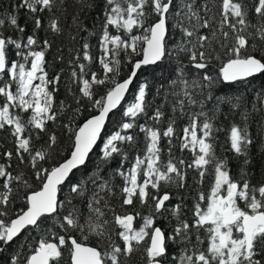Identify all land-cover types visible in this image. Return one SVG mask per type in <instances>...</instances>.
<instances>
[{
    "label": "snow or ice",
    "instance_id": "obj_1",
    "mask_svg": "<svg viewBox=\"0 0 264 264\" xmlns=\"http://www.w3.org/2000/svg\"><path fill=\"white\" fill-rule=\"evenodd\" d=\"M54 4L55 0H22L18 7H26L30 12L35 13L50 11ZM211 11L207 2L197 5L196 0H181L175 8L174 0H123V2L106 0L99 41L102 53L99 63L103 75L99 76L92 72L91 78L85 79L87 72L84 64L78 65L79 74L76 71L71 73L72 78L78 79L81 85L80 95L74 98L76 105L73 109L74 113H81L82 102L86 100L90 110L94 109L98 114L86 119L74 131L70 125H65L72 140L71 152L66 159L51 167L44 165L52 159L58 139L54 133L49 132L47 126L50 121L55 122L57 119L53 95L56 89L53 87L50 90L49 85H57L60 77L47 78L45 53L50 44L45 40L43 50L36 51L31 50L32 46L37 44L34 35L28 36L26 43H22L20 39L0 35V74L8 77L3 86H0V97L3 98V103L0 105V131L9 130L15 145L14 152L7 150L0 154L8 162L0 163V181H2L0 187L3 189L0 191V254L7 251L25 231L38 230L48 218L54 214L60 215L58 209L64 205L58 199V193L61 190L60 186L65 182L71 185L70 196L72 194L84 196L86 191L84 185L79 182L72 183L70 176L75 169L86 164L109 115L119 108L142 66L156 65L166 57L172 56L173 52L177 58L181 53L186 55L187 64L178 61L176 79L170 81V85L180 87V91L174 92L173 95L178 97L176 105L181 112L185 102L188 105L198 103L194 99L195 93L190 89L203 91L213 86V77L206 71L213 59L212 53L204 50L208 37L203 34L197 36L199 29H207L211 26L210 19L214 17L209 18L206 15ZM254 11L260 18L255 25L250 24L247 19L243 0H222L218 30L225 42L229 40L230 33L233 41L230 46L227 43L221 45L227 49L226 55L229 57L219 70V76L225 83L245 81L257 74H264V0H258ZM201 12H204L205 16H201ZM151 16L155 19L149 22ZM170 16L176 20L172 29H178L182 33L181 42L171 51L168 48ZM76 19L74 18V22ZM185 21L188 22L187 26ZM9 22L20 33L25 31L18 25L15 16H11ZM3 24L4 21L0 20V26ZM35 26L40 28L39 18L35 19ZM225 27L229 31H225ZM110 28H114L117 33L122 31L123 36L111 34ZM249 28L254 29V32L248 33ZM50 29L54 33L60 32L56 20L51 21ZM134 30L140 34H135ZM212 36L215 37L216 32H213ZM250 39H258L260 43H250ZM84 47L83 58L90 61L92 58L87 52L88 45ZM11 49H14L15 56L24 62L10 60ZM25 49L29 50L25 51ZM121 53L129 58L140 57L134 62L129 59L132 65L131 71L122 81L117 79L120 75ZM215 58L219 59V56L216 55ZM29 62L30 67H26V63ZM189 67L197 70L200 76H193L189 80L186 76V69ZM201 79L206 83H202ZM37 80L39 83H33ZM12 84H15V91L12 90ZM105 85L110 87L97 99L95 89ZM148 89L147 83L138 86L134 101L122 113L123 118L126 119L121 120L119 130L104 140L101 148V160L104 163L112 160L114 154L122 156L115 174L124 181L121 188L123 205H133L134 197L141 205L154 202V205H150L149 214L142 217V226L138 230L133 227V215H115L114 224L120 229L117 235L123 242L122 245L117 244L106 231L105 226L109 221L103 220V223H99L105 215L103 208L109 205L104 197L94 192L87 204L90 216L84 224L78 223L75 207L57 223L64 231L78 229L84 233L87 228L88 235L98 237L101 242L107 238L109 251L102 252L96 247L86 246L73 237L66 239L64 235H60L57 237V243L42 236L35 247L28 245L30 254L26 256L22 252L24 245H21L10 258V264H59L63 255L62 249L67 244H70L71 264H109V261L110 264H121V257L133 254L146 237L149 241L145 248L147 264H163L168 255L170 241L183 247L178 259L174 258V264H264V182L252 187L248 180L244 179L241 187L231 178L226 161L218 160L215 156L213 144L210 142L213 125L211 118L203 111V101L199 102L202 110L191 116L190 124L183 128L181 151L190 146L191 149H198V152H194L193 163L188 167H194L201 179L206 174L207 166L210 164L214 166L215 179L211 192L208 196L200 194L199 201L202 203L195 204L194 219L191 222L180 219L179 205L171 210L172 216L178 221L172 235H168L161 227L155 225L156 214L163 215L162 210H168L165 202L170 196L168 193L158 196L152 190L158 191L161 182L176 183L178 188H183L185 176L172 159L166 164L161 160L159 142L161 137H165L171 143V138L175 134L173 120L169 121L166 130L162 133L154 127H148L146 123L138 125L140 131L145 134L146 151L142 157L136 156L127 172L121 171L128 157L119 145H134L135 137L129 134V130L137 127L136 120L140 116H148L147 109L152 104L148 100ZM181 96L182 99L179 98ZM207 99L211 100V95H208ZM16 109L20 112L30 111V115L23 120L16 114ZM64 110L65 105L62 103L60 111ZM176 110L174 105L173 112ZM163 116L161 108L157 107L149 119L159 123ZM199 117H204V120L201 122ZM26 132L28 135H24ZM33 135L36 141H42L40 148L33 147ZM229 139L231 150L238 156L245 155L248 146L252 143L247 129L236 126L231 128ZM14 158L18 165H24L31 170V175L39 184L37 189L32 190L33 185L24 179L23 172L12 174L10 169ZM184 164V160H179V165ZM141 176L142 183L138 179ZM14 181L21 183L30 191L24 193V210L16 213L14 218H9L14 203L12 187ZM92 182H95V178ZM105 189L112 194L107 182L100 185L101 191ZM257 192L260 199L255 195ZM238 200L245 202L244 208L239 206ZM102 201L103 207L100 206ZM68 203L71 204L72 200L69 199ZM201 230L208 233L207 245L203 249L200 248V245L204 244L200 235ZM88 235L84 236L85 240L88 239ZM193 235H195V243L192 242Z\"/></svg>",
    "mask_w": 264,
    "mask_h": 264
},
{
    "label": "trees",
    "instance_id": "obj_2",
    "mask_svg": "<svg viewBox=\"0 0 264 264\" xmlns=\"http://www.w3.org/2000/svg\"><path fill=\"white\" fill-rule=\"evenodd\" d=\"M22 0H0V20L4 21L3 26H0V35L4 37H12L14 39H20L22 43H26L27 37L34 35L37 40V44L33 45L31 50L40 51L43 50V42L47 40L50 44L49 49L45 53V70L47 72V78L53 79L56 76L60 77L57 85H49L50 90L54 87V108L57 112V119L55 122L48 123V129L50 133H54L57 136L58 144L53 152L52 159L48 161L44 166L51 167L53 164L62 162L70 155L71 152V136L69 129L65 125H70L74 131L79 125H82L86 119L93 115H97L94 109L90 110L88 102L85 100L82 102V111L79 114L74 113L73 109L76 107L74 98L79 96V87L81 86L79 80H74L71 76L73 71L79 74V64H84L87 75L85 79L91 78V73L95 72L97 75L102 76L103 70L99 63L102 55L100 49V37L102 34V25L104 21V11L106 0H55L52 10L37 11L35 13L30 12L26 7H18ZM123 2V0H121ZM181 0H174V8L176 4ZM205 2L211 7L212 11L208 12L207 17L210 19V27L207 29L201 28L197 32V36L203 34L208 37L205 41L204 50L212 53L213 59L206 70L209 75L213 77V86L210 89H190L194 92V99L198 101L197 104L188 105L185 102L183 112H181L176 101L177 96L173 95L174 92H179V85L172 86L170 81L176 79L178 61L187 64L186 55L181 53L179 57H176L175 52L172 56L166 57L162 62L155 66L148 68H141L137 73V77L134 80L130 91L121 104L120 108L115 111L107 122V125L100 137V141L88 158L84 167L76 171L70 177L72 183L79 182L86 188L84 196H77L72 194L70 196V183L66 182L58 195V199L63 202V207L58 209L60 215L55 214L48 218L38 230H28L21 234L16 239L11 247L0 254V264H10V258L15 254V251L24 245L22 248L23 254L26 256L30 254L28 245L32 247L36 246V242L42 236L46 237L52 242H57V237L64 235L66 239L73 237L78 242L90 246L96 247L98 250L109 251L107 238L101 242L98 237L88 235L87 228L84 233H81L78 229L67 231L62 230L57 221L62 220L64 215H67L69 211L75 207L77 210L76 218L78 223L84 224L90 216L89 209L87 207L88 201L91 199L94 192L104 197L109 207L103 208L105 212L104 217L99 221L103 223V220L109 221L106 225L107 233L111 234L112 240L117 244L122 245V241L119 239L117 233L119 228L114 224L115 215H133L135 218L134 228L139 229L143 224L142 217L147 216L150 212V205H154V202L150 201L148 205H141L139 201L134 197L133 205H123V195L121 188L124 185L123 179L115 174V170L120 166L122 156L114 154V158L107 163L101 160V148L103 142L115 131L119 130V123L123 118L122 113L126 107L134 101V96L138 86L141 83H147L149 85L148 100L152 102L148 107V116H140L136 120L137 127L129 130V134L135 137V143L132 146L127 144H120L119 147L123 152L127 153L128 159L124 162V167L121 171L127 172L131 167L137 155L143 156L146 151L145 134L140 131L138 125L147 124L148 127H154L161 133L166 130L170 120L174 121L175 134L171 138L169 143L168 138L161 137L159 147L161 149V160L163 163H167L169 159H172L177 164L180 171L185 176V186L178 188L176 183L164 184L161 182V186L158 191L152 190L158 196H163L168 193L170 199L165 202L167 211L162 210L163 215L156 214L154 217L155 225L161 227L162 230L168 235H172L173 229L177 226L178 221L176 217H173L171 210L180 206L179 217L181 220L191 222L193 218V210L196 203H202L199 201V196L203 193L208 196L211 192V187L214 184L215 173L214 166L208 165L206 174L203 179L198 175V171L194 167H188L193 163L194 152H198V149H188L181 151V138L183 137V128L190 124V117L194 114H198L202 109L200 107V101H203V111L211 118L213 125V131L211 134L210 142L213 144L215 156L218 160L226 161L227 169L231 178L240 184L242 187L243 180L247 179L252 187L264 182V74H260L249 80L239 81L233 84H225L219 76V70L224 63L227 62L229 57L226 55L227 49L222 47L223 43H227L229 46L233 42L230 38L227 42L224 41L221 33L218 30L219 22L221 19V3L222 0H196L197 5H203ZM246 5L247 19L250 24H257L260 19L255 11L254 6L258 3V0H243ZM39 8V6H37ZM15 16L20 27H23L25 31L20 33L15 26H12L9 22V18ZM201 16H205L204 12H201ZM41 20L40 28H36L35 19ZM74 18H77L74 22ZM155 19L154 16L149 17V22ZM52 20H56L60 28L59 33H54L50 29ZM176 22L175 18L170 16L168 21L169 38L168 48L173 50L177 44L181 42L182 33L177 29L173 30L172 25ZM187 21L185 25L187 26ZM110 33L113 35L119 34L123 36V32L117 33L114 28H110ZM225 31H229L226 27ZM216 32V36L213 37L212 33ZM254 32V29L249 28L248 33ZM134 33L139 35L140 32L134 30ZM248 33H245L247 35ZM259 44L258 39H250V43ZM88 45L87 52L92 58L90 61L84 60L85 45ZM29 49H25L28 51ZM218 55L219 59L215 56ZM9 59L12 61L24 62L21 58L15 56V50L11 49L9 53ZM31 59V58H29ZM119 59L121 60L120 75L117 79L123 80L131 71V63L140 57H127L124 53H121ZM26 67H30V62L26 63ZM190 73L191 75H187ZM186 76L189 80L193 76H200L197 70L188 68L186 69ZM8 80V77L0 75V86ZM202 83L203 82L201 79ZM34 83H39L35 81ZM110 85H105L95 89L96 98L99 99ZM12 90L15 91V84H12ZM211 95L212 99L208 100L207 96ZM179 98H183L182 96ZM3 103V98L0 97V105ZM65 105V110L60 111L61 104ZM176 106L177 110L173 112V106ZM162 106V107H161ZM157 107L161 108L164 113L163 118L159 123L149 119L156 110ZM16 114L20 115L23 120H26L30 115L29 112H20L16 109ZM202 122L204 117H199ZM233 126L238 128L247 129V133L252 143L248 146L245 155H237L231 150L230 145V131ZM24 135H28L26 132ZM33 147L40 148L42 141H36L35 136H32ZM46 139V137H45ZM171 149V152H169ZM15 151V145L13 138L10 136L9 130L0 131V154L4 151ZM184 160V165H179V160ZM247 160V163H245ZM0 163H8L0 155ZM12 167L10 171L13 175L23 172L24 179L33 185L35 190L39 187L34 176L31 175V170L24 165H18L17 160L14 158L11 161ZM174 175V174H173ZM95 178V182L93 181ZM139 182H143V177H139ZM87 182V183H85ZM107 182L108 187L112 189V194H109L107 189L100 190V185ZM2 184V181H0ZM13 196L14 203L12 204V210L10 211L9 218H14L16 213L24 210V193L30 191L26 189L21 183L13 182ZM0 187V191H2ZM256 197L260 199L259 193H255ZM71 199L72 203L69 204L68 200ZM238 204L241 208H244L245 202L238 200ZM103 207V201L101 202ZM140 215L137 216L136 214ZM95 221V217L92 218ZM88 235V239L85 240L84 236ZM201 239L204 240V244L200 245L203 249L207 245L208 233L204 230L200 232ZM148 238L141 245L136 247L133 254L128 257H121V264H147V257L145 248L148 244ZM192 242L195 243V235L192 236ZM70 245L67 244L63 249V255L59 260V264H71L70 263ZM183 251L182 245L178 243L169 242L168 255L164 259L163 264H174V258L179 257ZM110 264V261H109Z\"/></svg>",
    "mask_w": 264,
    "mask_h": 264
},
{
    "label": "water",
    "instance_id": "obj_3",
    "mask_svg": "<svg viewBox=\"0 0 264 264\" xmlns=\"http://www.w3.org/2000/svg\"><path fill=\"white\" fill-rule=\"evenodd\" d=\"M159 63H160V62H159ZM156 65H157V64H156ZM152 66H155V65H145V66H142L141 68H148V67H152ZM139 70H140V69H139ZM139 70H138V72H139ZM0 75H1V74H0ZM259 75H260V74H257V75L254 76V77H257V76H259ZM254 77H250V78H248L247 80L252 79V78H254ZM134 80H135V79H134ZM222 81H223V80H222ZM223 82H224V81H223ZM237 82H239V81H237ZM224 83H225V82H224ZM233 83H236V82H233ZM233 83H225V84H233ZM130 88H131V86H130ZM129 91H130V90H129ZM128 93H129V92H127V93L125 94V98L127 97ZM125 98H124V100H125ZM124 100L121 101V104L124 102ZM121 104H120V106H121ZM120 106H119V108H120ZM119 108H118V109H119ZM118 109H116L115 111H117ZM115 111H114V112H115ZM111 115H112V114H110L109 117H110ZM108 120H109V118L107 119V121H106V123H105V127H106V125H107ZM105 127L102 129V131H101V135H102V133H103ZM100 137H101V136H100ZM99 141H100V138L97 140L96 145L93 147L92 152L89 154V157H90V155L93 153V151L95 150V148L97 147ZM87 161H88V160H87ZM86 163H87V162H86ZM84 166H85V165L81 166L79 169H81V168L84 167ZM79 169H75L73 173H75V172L78 171ZM71 176H72V174H71ZM71 176H70V177H71ZM65 183H66V182H65ZM64 185H65V184L61 185L60 188L63 187ZM58 195H59V193H58ZM134 221H135V218H134V220H133V227H134ZM69 245H70V244H69ZM70 263H71V260H70Z\"/></svg>",
    "mask_w": 264,
    "mask_h": 264
},
{
    "label": "rangeland",
    "instance_id": "obj_4",
    "mask_svg": "<svg viewBox=\"0 0 264 264\" xmlns=\"http://www.w3.org/2000/svg\"><path fill=\"white\" fill-rule=\"evenodd\" d=\"M34 82H35V81H34ZM34 82H33V83H34Z\"/></svg>",
    "mask_w": 264,
    "mask_h": 264
}]
</instances>
